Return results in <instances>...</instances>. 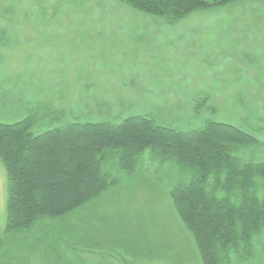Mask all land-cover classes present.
Masks as SVG:
<instances>
[{"label": "rangeland", "instance_id": "rangeland-1", "mask_svg": "<svg viewBox=\"0 0 264 264\" xmlns=\"http://www.w3.org/2000/svg\"><path fill=\"white\" fill-rule=\"evenodd\" d=\"M29 115L36 133L135 115L181 131L227 123L258 140L235 154L264 162V0L175 25L119 0H0V122ZM105 168L120 182L89 207L6 233L0 161V264H201L169 195L191 175L150 150L130 175ZM243 264H264V231Z\"/></svg>", "mask_w": 264, "mask_h": 264}, {"label": "trees", "instance_id": "trees-1", "mask_svg": "<svg viewBox=\"0 0 264 264\" xmlns=\"http://www.w3.org/2000/svg\"><path fill=\"white\" fill-rule=\"evenodd\" d=\"M130 8L177 24L190 15L249 0H119ZM29 115L0 122V161L7 175L5 232L60 220L89 207L120 182L105 168L134 173L146 151L191 175L169 195L192 234L201 264H242L254 255L264 231V162L235 153L257 139L231 124L208 121L191 131L135 115L120 121H74L36 133Z\"/></svg>", "mask_w": 264, "mask_h": 264}]
</instances>
